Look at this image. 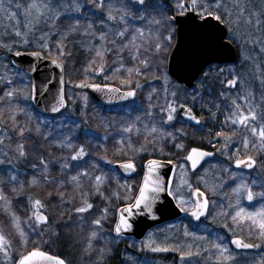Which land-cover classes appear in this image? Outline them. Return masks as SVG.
I'll list each match as a JSON object with an SVG mask.
<instances>
[{
  "label": "snow or ice",
  "instance_id": "snow-or-ice-1",
  "mask_svg": "<svg viewBox=\"0 0 264 264\" xmlns=\"http://www.w3.org/2000/svg\"><path fill=\"white\" fill-rule=\"evenodd\" d=\"M41 25L48 27L49 32H42ZM38 31H41L40 43L36 45L39 50L21 51V48L33 47L32 37ZM53 35L58 40L55 45L57 57L50 60L59 69L56 92H52V75L42 72L36 63L52 56L49 41ZM78 37L81 48L90 54L87 64L92 74L103 75L107 57L112 56L113 65L118 67L109 70L127 72V78L121 83L128 90L86 81L76 86L104 92L109 102L115 98L125 100L135 97V89L142 87L132 79L133 73L143 77L154 68L158 73L155 78L163 82L166 99L165 105L159 107L162 119L158 123L141 124V117L137 116L135 122L122 126L115 135L106 132L99 137L93 150L92 144L86 142L92 130L83 115L70 124L66 123L68 117H65L53 126L47 117L37 116L27 106L20 107L25 101L39 105L40 97H43L47 102L45 112L63 115L68 109L63 88L65 61L73 59V53L66 51L68 46L59 41L67 40L74 45ZM234 44L241 49L238 64L232 56ZM0 52L15 69L18 82L29 89L27 95H21L24 89L14 87L13 79L7 74L0 75V81L4 83L0 94V264H68L65 259L51 255L44 246L51 247V242L45 240L46 235L57 240L60 235L53 227L57 221L52 210L69 203L74 205L72 212L78 215L81 226L85 221L84 214L100 213L90 221L94 228L86 237L83 252L88 258L93 253L98 256L94 264H105L112 249L105 239L108 234L102 236L101 230L108 219L109 207L101 208L92 202L93 199L105 205L111 204L113 199L126 201L123 207L113 210L117 219L112 232L117 237L137 227V219L157 220L178 210L196 221L210 215L215 221L222 215L225 219L230 218L237 227L242 223L247 225V238L236 236L228 243L221 236L214 241L207 236H198L184 226L185 236L211 244L218 253L216 264H237L230 245L241 250L261 247V243L250 242V238L264 242V176L259 174V169L264 167V0H0ZM256 52L259 57L253 55ZM25 55L34 58L26 68L11 59ZM126 58L136 62L133 68L125 69ZM97 64L98 67H93ZM245 64L250 65L247 74L243 71ZM172 76L176 77L175 82ZM213 84L223 87L224 90H217V96L227 108L226 114H222L229 132L216 133L217 138L224 140L221 154H226L231 144L235 158L227 155V160L236 169L249 170L246 178L231 167L223 169L235 185H230L235 197V204L229 202L227 205L230 211L212 215L206 193L186 180L181 182L187 187V197L179 189H173L160 174L166 164L173 163L172 160L152 158L141 162L142 179L135 185V195H130L133 185L128 180L121 185L116 173L131 177L137 173L140 154H163L162 145L167 141L175 148L184 149V143L177 141L188 134L183 128H175L177 111L182 110L183 115L196 125L202 121L188 106L189 96L185 95L181 103L178 94L187 93L190 88V100L195 104L197 97L203 101L204 93H210ZM156 91L152 89L149 100ZM257 92L260 94L258 101ZM169 96L171 100L167 99ZM84 99L87 100L86 95ZM209 103L211 107L203 103L202 107L215 119L217 112H222L221 105L214 101ZM213 108L217 111L213 112ZM5 109L7 120L3 118ZM18 116H23V121ZM110 126L111 122L104 124L105 129ZM169 126L175 131L168 130ZM237 128L241 131L243 154L236 146L241 141L232 139ZM81 133L85 137L83 140ZM133 134L138 139L142 137V142L134 143ZM109 144L113 154L119 157L115 161L108 157L106 145ZM252 149L259 151V160L250 154ZM214 155L193 147L180 167L196 172L206 157ZM113 164L115 168L105 170L103 167ZM253 169L257 170L254 177L251 176ZM113 179L117 190L110 191ZM225 183L222 180L220 187ZM121 187L126 190L123 196L119 191ZM69 188L71 193L67 191ZM212 191L215 195V187ZM166 197H171L174 205L165 203ZM245 201L255 206L249 209ZM60 214L64 215L63 212ZM223 227L228 228V224ZM228 230L232 231L231 228ZM34 236L37 239H32ZM100 242L104 247L96 248L94 245ZM146 247L153 252L179 251L182 264L186 258L201 255L200 251H192L191 245L187 250L157 245L151 234ZM260 264H264V260Z\"/></svg>",
  "mask_w": 264,
  "mask_h": 264
},
{
  "label": "rangeland",
  "instance_id": "rangeland-1",
  "mask_svg": "<svg viewBox=\"0 0 264 264\" xmlns=\"http://www.w3.org/2000/svg\"><path fill=\"white\" fill-rule=\"evenodd\" d=\"M82 23H83V21H82ZM140 26L147 27L146 25H140ZM40 29L42 32H49V28L45 27L44 25H41ZM41 31H38L32 37L33 48H36L37 47L36 45H38L40 43ZM79 39L80 38L78 37L77 43H76V46L78 47L77 50L79 51V49H80L84 53H87L81 48L80 43H79ZM49 42L51 43L52 46L55 47L56 43L58 42L57 37L55 35H53ZM53 44H55V45H53ZM56 51H57V49H56ZM240 53H241V49H240ZM52 54H54V53H52ZM87 54L90 56L89 53H87ZM170 54H171V52L169 53V56H170ZM253 55H256L259 57L258 52L253 53ZM47 58L52 59L54 57H47ZM109 58L112 61L114 59L112 56H109ZM240 59H241V56H240ZM7 61H8V59H7L6 55L3 52H0V75L7 74V76L9 78L13 79V81H14L13 86L14 87L24 89V91L22 92L21 95H27L29 89H25L24 85L18 82V78L15 75V69L12 68ZM125 61H128V63H129V64H127V63L125 64V62H124L125 69L133 68L136 64V62L128 60L127 58L125 59ZM5 65H7V68H5ZM114 67H118V65H114ZM249 70H250V65L245 64L243 66L244 73L247 74L249 72ZM141 71H143L142 67H141ZM74 73L75 72H73V75H74ZM65 75H67L66 67H65ZM146 75L149 77V78H147L149 82H153V83L156 82V84H159L161 86V88H159V89L156 88L157 91L155 93H153L152 97L154 95L155 96L149 102H145V100H142L145 98H147L149 100V98H148L149 94L148 95L143 94L141 97L142 98L141 100L137 97V100L133 104L126 106L125 110L122 111V114L117 113L115 115H110L108 117H107V115H108L107 114L105 116V118H106L107 122H111V126L109 127V129H113L116 132H120L122 126H126L128 123L135 122L137 116L141 117V121L139 122L141 124L142 123H153V122L158 123V120L160 121L162 119V114L159 112V107L165 105L166 99H165L164 92H162L163 93V95H162L163 100H162V103L160 105V103H159L160 96L158 95V93L163 91V87H164L163 82L161 80L155 78L156 76H158V73L155 72L154 68L152 70L148 71L146 73ZM99 76L103 77V75H99ZM72 77H74V76H72ZM135 79H137L136 81L139 82L140 85H142L141 88L135 89L137 96H138V94H140L143 91L144 87H143V84H141L142 80H140L137 77H135ZM73 83H75V82L73 81ZM76 85L77 84H72V83H71V85L67 84V89L70 92V100L73 103L74 102L80 103L82 106L86 107L88 104V100H85L84 99L85 96L83 94H81V92H80L83 89L77 87ZM113 86H115L117 88H122L124 91L128 90L127 88L124 87L123 84H118V85H113ZM1 87L4 89L3 81H0V94H2V91H1L2 88ZM169 87H171V86H169ZM143 92L145 93V91H143ZM241 94H243L242 90H241ZM185 95L189 96L188 102H191V100H190L191 92L178 94L179 101L181 103H183ZM259 95H260L259 92H257V101L259 100ZM167 99L171 100V97L169 96ZM144 102L147 104L148 110H146ZM5 103H7V101H5ZM32 105H33L32 101H25V102L20 103V107H26L27 106L30 110L34 111ZM189 105L190 104L188 103V106ZM120 109H121V107L114 108L115 111H119ZM69 112H71L72 115H69ZM146 112H151L152 115L146 116L145 115ZM34 113L37 116L44 118V117L38 115L37 112L34 111ZM67 114L68 115H66L65 117H68V122H70L72 120H79L81 118V116H79V115H74L72 110H69ZM159 114L161 115V117L156 119V116H158ZM177 116H178V114L176 113V117ZM3 118L5 120H7V109L4 110ZM17 118L21 121H23V119H24L23 116H18ZM49 121H51L53 126H54V124H57L59 122V120L58 121L56 120L55 122L53 120H49ZM33 122H35V117L33 118ZM175 122H177V119ZM237 130L241 134V131L238 128H237ZM121 134L127 135V134H123V133H121ZM117 139H119V136ZM133 141H134V143L138 144V143L142 142V137H140L138 139V138H136L135 134H133ZM230 150H231V147L229 146V149L227 150L226 154H221V152H220V154L218 155L216 153L217 154L216 159L205 163L197 172H191V170L188 168H185L182 170L181 167L179 166L178 170L175 172L174 179L171 181V185H172L173 189H179L187 197V195H188L187 187L185 184H182V182H181L182 180H186V181L190 182L193 185V187H200L201 190L206 193L208 200H209V204H210L209 205V212L212 215H215L216 213L223 212V211H230V209L227 208V205L229 204V202H231L232 204H235V197L233 196V194L231 192L230 185L232 187H234L235 185L230 180L228 173L223 171V169L225 167H231L232 168V165L227 160V155H230ZM252 150H257V149H252ZM141 155L142 154H140V156ZM184 163L185 162H183L181 165H183ZM114 165L115 164L109 165V166L114 168ZM232 170H233V168H232ZM197 173H199V177L197 176ZM256 174H257V170H255L253 173H251V176L254 177ZM259 174L261 176H264V167H261L259 169ZM244 175L246 178L249 177V174H244ZM136 177H137V175L135 177H133L132 179H134ZM200 177H202L203 179H200ZM129 180H131V179H129ZM222 180L225 181L226 183L221 188L220 184H221ZM213 187H215V190H216L215 195H213V191H212ZM41 195H43V193H41ZM244 203H245V206L248 207L249 209H251L252 207L255 206L254 203L248 204V202H246V201ZM61 208H59V209H61ZM57 214L59 217L56 218L57 223L53 227L56 229V231H58L60 233L59 239L57 240V238L54 236H48V235L45 236V240L51 242V247H48L47 245L45 247H47L51 251H57L58 247H60V244H62V243L64 246L70 245L68 239L65 238V235H64L67 233V230L68 231L71 230V226H68V225H70L69 217L62 216L60 213H57ZM70 215H72V213ZM185 215H187V214H185ZM109 216H112L114 219H116V214H115V216H113V214L110 212V210H109ZM91 217H93V216H91ZM223 219H225V217L222 215H219V216H217L216 220L213 221L212 216L210 215L201 224H198V225L193 224V223H189L187 221H176V222H173L170 224H165V225H162L160 227L153 229L152 231H150L146 235L144 240H141V241H136V240L131 239V238H120V237L117 238V237H114L113 235L111 236L108 234L107 236H105V239L108 240L109 247L112 249V251H111L113 253L112 258H114V260L116 259L117 261H114L111 263V261L109 262L108 260H106L105 264H182L179 251L153 252L148 247H146V244H147L148 238H149V234L152 235V239H154L156 241L157 245L168 246V247H177V248L182 247L184 250H187V246L191 245L192 251H194V252L200 251L201 255H199V256L193 255L191 258H186V261L183 262V264H216V256L218 255V253H216L215 249H212L211 244L208 242H205V241L197 240V239L190 237V236H185L184 235V230H185L184 226L187 225L188 231L196 232L198 236L209 237V240H211V241H214L217 236L224 237L225 243H228L230 238H233L236 236L248 237V228H247L246 224L242 223L239 227H237L236 225H233L232 222H230L231 225L229 224L228 228H231L232 231H229L228 228L223 227V225L226 224ZM113 227H112V229H113ZM72 243H73V241H72ZM75 244L76 243L74 242L73 245H75ZM96 244H98V243H96ZM85 247H86V245H85ZM230 247H231V245H230ZM205 249H209V251H205ZM260 249H261V247L255 248V251L258 253V251ZM232 251L235 255V260H236L237 264H241L240 260H243V262H244L243 264H260V262L262 261L261 256H259V255H250V256L247 255L246 256V254H243V253L238 254L233 249H232ZM112 253H110V254H112ZM50 254H52V253H50ZM52 255L58 256L56 253H53ZM68 258H69V261L66 259L65 260L68 262V264H70L69 262L72 259V257H68ZM82 258L84 260L88 259V257H85L84 252H83ZM0 259H2V258H0ZM62 259H64V258H62Z\"/></svg>",
  "mask_w": 264,
  "mask_h": 264
},
{
  "label": "trees",
  "instance_id": "trees-1",
  "mask_svg": "<svg viewBox=\"0 0 264 264\" xmlns=\"http://www.w3.org/2000/svg\"><path fill=\"white\" fill-rule=\"evenodd\" d=\"M161 2H163V0H161ZM61 42V41H59ZM62 43L66 44L68 47L66 49V51H71L73 53V59L70 60H66L65 62V67H66V89H65V95H66V99L68 101V109L63 113V115H59L57 117H52V118H47L49 120H53L54 122L57 120H63L65 118L66 115H68V111L72 110L74 115H79V116H84L85 119L88 122V126L89 128L92 130L88 133V138L86 140V142H90L92 144L93 150H95L96 148V141L99 137L103 136L106 132L108 134L111 135H115L117 132L113 129H105L104 124L107 122L105 116L107 115H115V114H122V111L125 110L126 107H122L119 111H115L114 109H108V108H104L102 106H99L98 104H96L95 102H93L90 97H88V95L86 93L83 92V90H81V94H83L84 96H87V100H88V104L86 107L82 106L80 103H73L70 100V92L67 89V84L71 85L72 84H79L81 81H86L87 83H97V84H110V85H118V84H122L121 81L122 79L127 78V72L125 70H121L119 72H112L109 69L113 68V61L109 58V56L107 57V64H106V68H105V73L103 74V77H100L99 75H93L91 69L88 68V64H87V60L89 59V55L87 53H84L83 51H81L79 49V51L77 50V46L76 44H69L67 40L62 41ZM55 45V44H53ZM235 45V44H234ZM236 46V45H235ZM238 51L240 52V49L237 48ZM21 51H37L39 50L38 47L33 48V47H28V48H21ZM52 56L56 58L57 57V51H56V47L52 46ZM241 56V53H240ZM111 60V61H110ZM99 63V62H98ZM129 64L128 61H125V64ZM93 67H98V64L93 66ZM87 69V71H86ZM73 72L74 75H73ZM77 75V76H76ZM74 76V77H72ZM105 77H109L108 79H105ZM135 77L139 78L140 80H142L143 84V91H145V93L142 91L140 94H138V98L141 100L142 95L146 94L148 95L150 92H152L153 88H161V86L159 84H156V82H149L147 78H149L146 74L145 76L141 77V76H137L135 75V73H133L132 79L134 81H136L137 79H135ZM73 81L75 83H73ZM139 81V80H138ZM2 88V87H1ZM224 90L223 87L219 84H213L210 87V93H204V98L203 101L200 100L199 97H197V102L195 104L188 102L194 111L196 112V114L202 119V126L200 128H194L192 126H189L185 123L182 122V120L179 118V116H177V122H175V128L179 129V128H183L184 131L188 134L186 137H183L182 139H178V143L179 142H183L185 145L184 149H178L173 147V144L171 141H167L165 142L162 146L164 147V153L161 154L159 152H155V153H143L140 157H138V167H139V174L137 175L136 178L128 180L129 184L133 185V191L132 193H130V195H135V185L138 184L140 182V180L142 179V169L140 167V163L143 162L145 159H160V160H172L173 163L176 165V170L175 172L178 170L179 166L185 162L184 161V157L188 154V151L193 148H201L207 151H211V152H215L218 155L221 152V148L222 145L224 143L223 138H217L216 137V133L220 132V131H224L226 133L229 132V126L225 125L223 123L224 120V115L222 113L227 112V108L226 105L224 103H222L220 101V99L217 96V90ZM3 90V88L1 89V91ZM163 91L159 92L158 95L160 96L159 99V103L161 105L162 100H163ZM153 95V94H152ZM155 96V95H154ZM153 96V97H154ZM152 97V98H153ZM145 100V102H149L151 100H148L147 98L142 99ZM210 101H214L216 103H220L221 105V110L222 112H217L216 118L212 119L210 117L209 112L202 107V103L203 104H208L209 107H211V104L209 103ZM144 102V105L146 107V110H148L147 108V104ZM230 103V102H229ZM33 107V105H32ZM34 109V107H33ZM35 111V109H34ZM213 112H216L217 110L215 108L212 109ZM134 113V112H133ZM159 117H161V115L159 114L158 116H156V119H158ZM159 122V120H158ZM66 123H69L68 121H66ZM56 124H54L55 126ZM168 130L170 131H175V129H173L171 126H169ZM234 131L236 132V135L232 137V139L234 141H241V134L239 133V131L237 129H234ZM81 138L82 140L85 139L84 134L81 133ZM118 138V136H117ZM211 141V143L209 142ZM109 149L108 151V157L109 159H113L114 161L116 159H118L119 157L113 154V149H112V145H106ZM237 147H240L241 149V154L244 153V149L242 146V141L240 144L236 145ZM231 150H230V155H233V157L235 158L234 153L232 152V145L230 144ZM250 154L257 156L258 160L260 159V153L258 150H251ZM230 164H232L231 161H229ZM105 168V170H107L110 166L109 165H104L103 166ZM117 174V173H116ZM118 175V174H117ZM125 179H123L122 177H120V184L123 185ZM111 190H117V183L116 180L113 179L111 182ZM69 193H71V188H69L67 190ZM119 191L121 193V195L123 196L125 193V189L123 187L119 188ZM79 201L77 200L76 203H78ZM92 202L95 205H98L99 207H109L110 212L113 214V216H115V212L113 211L114 209L120 208L122 206H124V203H126V201L124 200H115L113 199L111 204L105 205L104 203H102L100 200L98 199H93ZM53 203H58L56 201H53ZM73 204L69 203V204H65L61 207L55 208L52 210V215H54L56 218L59 217L57 213H61L63 212L65 217H71V219H69V223L71 226V230L68 231L67 233L64 234L65 238L68 239L70 245H66L64 246L63 243L60 244V247H58L57 251H51L49 250L47 247H45V250H47L50 253H56L58 256L66 259L69 261L68 257H72V262L70 260V264H94V261H96L98 259L97 255L95 253L92 254V256L86 260H84L82 258L83 256V249L85 247V240L86 237L88 236L89 232L94 228V226L90 225V221L92 219L97 218L100 213L99 212H95V216L92 215L93 217L89 216L88 214H84L85 215V221L83 222L82 226L79 220V217L77 214H75L74 212H72L73 209ZM61 208V209H59ZM72 213V215H70ZM114 218L112 216H109L108 219L104 222L103 224V229L101 230V235L104 236V233H107L109 235H113L112 234V227L114 225ZM225 221L226 224H230V219H223ZM231 225V224H230ZM63 235V234H62ZM247 238V237H245ZM32 239H37V237H32ZM67 241V240H66ZM75 242L76 244L73 245V243ZM250 242H256V243H261V249L258 251V253L255 251V249L253 251H250L246 254L247 255H259L261 256V260H264V242H261L259 240H256L254 237L250 238ZM31 246V245H29ZM96 248H101L104 247V244H102V242L95 244L94 245ZM69 248V249H68ZM115 251V250H114ZM119 252V251H118ZM112 253V252H111ZM115 253V252H114ZM113 253L108 255L106 257V260H108L109 262L111 261H117L116 259L114 260V258H112ZM240 263L243 264V260H240ZM246 263V262H245Z\"/></svg>",
  "mask_w": 264,
  "mask_h": 264
},
{
  "label": "water",
  "instance_id": "water-1",
  "mask_svg": "<svg viewBox=\"0 0 264 264\" xmlns=\"http://www.w3.org/2000/svg\"><path fill=\"white\" fill-rule=\"evenodd\" d=\"M233 49H234V51L232 53V56L235 58V62L238 63V61H239V53H238V50L235 47V45H233ZM171 55H172V53L170 54V56ZM11 59L15 60L19 64L20 67L26 68L28 63L31 62L34 58L25 55V56H22V57H14L13 56V57H11ZM229 62L231 63L232 61L230 60ZM36 63H38L40 65V68H41L42 72L52 75V77H53V82H52V86H51L52 87V92H56V90L59 88V85L56 83V77L59 75V69H57L54 65H52L50 63V60H47L46 58L44 60H42V61H36ZM169 67L171 68V65H169ZM170 75H171V72H170ZM64 79H65V76H64ZM172 79L174 81H176V77L175 76H172ZM63 88H64V92H65V84L63 85ZM189 90H191V89L189 88ZM83 91L86 92L91 97V99L94 102H96L97 104H99L101 106H105V107H115V106L126 105V104H129V103L135 101V99L137 97V94H136V96L132 97V98H128V99H125V100H121L119 98H115V99L112 100V102H109V97L104 92H97V91H95L93 89H90V88H85V89H83ZM40 101H41V103L39 105H36L33 102L35 108L37 109V111L40 114H43V115H46V116H57V115H59V114H52L50 112L43 111V109L47 106V102L43 99V97H40ZM177 112H178V114L181 116V118L186 123H188V124H190V125H192L194 127H200L201 126L202 122H201V124L196 125L193 121L188 120L187 117H185L183 115V111L182 110H178ZM204 151H206V150H204ZM207 152H209V151H207ZM213 158H214V156L206 157L205 161L196 169V171H198L205 163H207L208 161L212 160ZM114 168H115V166H114ZM236 170L237 171H242V172H249V170H247V169H236ZM253 170H251V171H253ZM173 172H174V164L173 163L171 165H167L166 164L165 167H163L160 170V174L164 177L165 181L166 182H170V183H171ZM138 173H139V168L137 167V173H134L131 177H129L127 175H124L122 173H120V174L124 178L130 179V178L135 177ZM165 203H171L172 205H174L175 202L171 200V197H166ZM182 216H183V212H179L178 210H176L175 212H172V213L165 214V215L161 216L157 220H151V219L140 220V219H137V227H135L130 232H126L123 235V237H128V238L131 237V238H134L137 241H141V240H143L146 237V235L152 229H154L156 227H159V226H162V225L167 224V223H171V222L177 221ZM189 217L194 222H199V221H196L191 216H189ZM202 218H204V217H202ZM232 247L236 251H249V250L253 249L252 248V249L241 250V249H236L235 246H232Z\"/></svg>",
  "mask_w": 264,
  "mask_h": 264
},
{
  "label": "flooded vegetation",
  "instance_id": "flooded-vegetation-1",
  "mask_svg": "<svg viewBox=\"0 0 264 264\" xmlns=\"http://www.w3.org/2000/svg\"><path fill=\"white\" fill-rule=\"evenodd\" d=\"M232 167L234 168V164H233V163H232ZM255 170H256V169H255ZM255 170H254V171H255ZM240 173H242V172H240ZM252 173H253V172H252ZM242 174H249V173H242ZM184 214H186V213H184ZM187 215H188V214H187ZM187 220H188L187 218H184V221H187ZM202 222H203V221H200L199 224L202 223ZM237 253H238V254H242V253H243V254H247L248 252H237Z\"/></svg>",
  "mask_w": 264,
  "mask_h": 264
}]
</instances>
